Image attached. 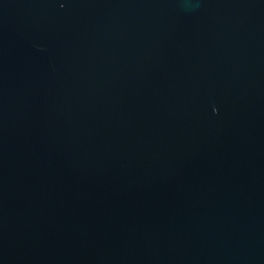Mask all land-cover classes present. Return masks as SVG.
<instances>
[{
    "label": "water",
    "instance_id": "water-1",
    "mask_svg": "<svg viewBox=\"0 0 264 264\" xmlns=\"http://www.w3.org/2000/svg\"><path fill=\"white\" fill-rule=\"evenodd\" d=\"M0 264H264V0H0Z\"/></svg>",
    "mask_w": 264,
    "mask_h": 264
}]
</instances>
